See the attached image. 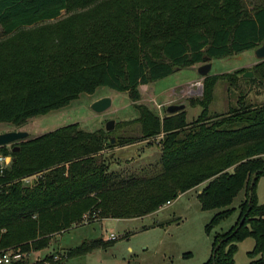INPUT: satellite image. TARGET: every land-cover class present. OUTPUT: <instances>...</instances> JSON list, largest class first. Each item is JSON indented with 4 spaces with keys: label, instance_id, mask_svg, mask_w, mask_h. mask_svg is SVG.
I'll list each match as a JSON object with an SVG mask.
<instances>
[{
    "label": "trees",
    "instance_id": "16d2710c",
    "mask_svg": "<svg viewBox=\"0 0 264 264\" xmlns=\"http://www.w3.org/2000/svg\"><path fill=\"white\" fill-rule=\"evenodd\" d=\"M263 40L264 0H0V122L24 123L102 85L128 91L139 110L111 130L71 122L0 145V155L12 157L0 173V254L40 250L75 224L143 216L205 182L202 208H221L208 229L231 213L242 189L245 197L234 225L214 234L204 264H238V242L249 236V264H264V203L256 191L264 174V103H246L248 91L240 90L237 106L208 110L220 79L264 87V59L205 75L202 95L190 98L203 107L193 120L186 108L160 115L138 102L141 84ZM248 69L252 76L244 75ZM131 122L139 123L140 136L112 141L115 129ZM158 136L161 167L110 169L107 146ZM113 241L84 240L66 257ZM21 258L9 264H40Z\"/></svg>",
    "mask_w": 264,
    "mask_h": 264
},
{
    "label": "rangeland",
    "instance_id": "374dc122",
    "mask_svg": "<svg viewBox=\"0 0 264 264\" xmlns=\"http://www.w3.org/2000/svg\"><path fill=\"white\" fill-rule=\"evenodd\" d=\"M259 60L254 49H247L211 60L213 65L210 73L234 71L243 66H251ZM202 77L198 67L193 65L179 68L163 78L140 85L141 97L138 102L147 104L160 115L167 113V106L171 103H186L187 119L193 120L203 109L201 105H192L190 101L191 97L202 95ZM240 90L248 91L244 100L246 103H264V87H251L244 81L230 86L226 80L220 79L215 84L213 99L208 106L209 114L225 112L237 106ZM104 95L113 97L112 105L98 112L93 109L92 102ZM138 116L139 110L128 91L102 85L94 92H81L68 105L32 116L24 123L0 122V132L27 130L29 136H37L71 122H79L80 127L86 130H95L106 127L109 119L117 121ZM138 125V122L120 125L113 136L115 139L118 135L140 136ZM158 138L160 136L150 138L147 143L132 144L104 153L111 161L110 168L119 169L122 163H135L136 167L146 164L154 168L161 167L160 145L156 141ZM205 184L203 182L179 194L172 203L143 216L108 217L75 224L65 231L57 232L47 247L25 253L21 259L30 263L39 261L40 264H204L212 253L214 234L234 225L240 213V203L245 197V190L242 189L230 205L235 207L231 213L208 229L206 224L221 208H202L198 192ZM256 191L259 202L264 203V174L258 179ZM112 232L117 237L107 247H94L84 254L66 257L71 247L101 236L108 239ZM254 243L252 236L238 242L235 252L238 264H249L252 257L248 251ZM48 256L54 257L53 263H49Z\"/></svg>",
    "mask_w": 264,
    "mask_h": 264
},
{
    "label": "water",
    "instance_id": "95a60500",
    "mask_svg": "<svg viewBox=\"0 0 264 264\" xmlns=\"http://www.w3.org/2000/svg\"><path fill=\"white\" fill-rule=\"evenodd\" d=\"M254 51L258 59H264V40L259 46H257L254 49ZM204 60L205 61L198 66L199 73L202 76L207 75L212 67V62L211 60H209L208 55L204 56ZM253 74L254 72L251 69H248L247 71L244 72V75L246 76H252ZM112 102H113V97L111 95H104L95 99L92 102V107L94 110L98 112H102L108 109L112 105ZM185 106L186 103H171L167 106V111H169L170 113H174L176 111L185 108ZM115 123H116L115 119H109L106 123V129L107 130L113 129L115 127ZM28 136H29V132L27 130L14 129V130L3 131L0 132V145L14 143ZM114 140L115 137L113 136L112 141ZM14 149H19V145H15ZM242 220L243 218L241 219V221Z\"/></svg>",
    "mask_w": 264,
    "mask_h": 264
},
{
    "label": "built area",
    "instance_id": "2783aa9c",
    "mask_svg": "<svg viewBox=\"0 0 264 264\" xmlns=\"http://www.w3.org/2000/svg\"><path fill=\"white\" fill-rule=\"evenodd\" d=\"M198 82H200V81H198ZM11 158H12L11 155H0V173L3 172L5 166L8 165V163L11 161ZM32 176H34V174L24 176L22 179H24L25 181H29ZM171 202H172V200H168L161 207H163L166 204H170ZM85 221H87V220H85ZM116 237H117V235L114 232H112L110 238L115 239ZM22 255H23V253L20 250H13L12 251L10 248L5 249L0 254V264H9L13 260L21 258Z\"/></svg>",
    "mask_w": 264,
    "mask_h": 264
},
{
    "label": "crops",
    "instance_id": "0c3cea01",
    "mask_svg": "<svg viewBox=\"0 0 264 264\" xmlns=\"http://www.w3.org/2000/svg\"><path fill=\"white\" fill-rule=\"evenodd\" d=\"M212 62V61H211ZM201 63H197V64H194L193 66H195L196 68L200 65ZM212 65H213V62H212ZM199 78H201V77H199ZM203 78V77H202ZM141 86H143L142 84H141ZM139 126V125H138ZM140 127V126H139ZM159 137V136H158ZM150 141V138H142V139H138V140H135V141H132V142H127V143H122V144H116V145H113V146H109L108 148H105L104 150H103V153H106V152H110L111 150H113V149H118V148H122V147H125V146H129V145H132V144H138V143H147V142H149ZM156 141H158L159 142V138L156 140ZM159 145H160V142H159ZM127 161H129V160H127ZM111 161H109V163H110ZM131 162H134V161H131ZM135 164V163H134ZM134 164H132V163H126V164H124V163H122L121 165H120V168L119 169H114V170H120V171H123V172H125V173H129V172H139V171H141V170H145V169H150L151 168V165L150 164H146L145 166H143V167H140V166H135ZM123 165V166H122ZM111 169V168H110ZM112 170V169H111ZM199 186V185H198ZM198 186H196V187H198ZM196 187H194V188H196ZM194 188H192V189H194ZM172 202H173V200H172ZM171 202V203H172ZM162 208V207H161ZM161 208H159L158 210H160ZM158 210H156V211H158ZM50 263V262H49Z\"/></svg>",
    "mask_w": 264,
    "mask_h": 264
}]
</instances>
